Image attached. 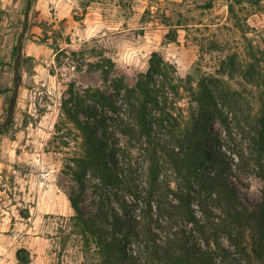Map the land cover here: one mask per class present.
Returning a JSON list of instances; mask_svg holds the SVG:
<instances>
[{"label":"rangeland","instance_id":"374dc122","mask_svg":"<svg viewBox=\"0 0 264 264\" xmlns=\"http://www.w3.org/2000/svg\"><path fill=\"white\" fill-rule=\"evenodd\" d=\"M211 1L208 7L209 0H31L18 100L10 124L0 131V264H17L21 247L30 251V264L87 263L79 236L70 234L74 210L69 198L80 192L82 206L94 213L104 192H109L93 189V181L80 190L68 169L77 144L67 129L62 132L67 146L56 134L61 105L71 86L82 93L88 87L113 93L116 79L133 85L147 71L155 51L176 65L178 76L215 75L243 95L238 119L223 108L231 131L219 118L210 129L229 156L230 181L242 200L253 205L261 199L263 180L246 108L253 113L261 108L262 93L256 76L246 77V72L257 74L264 68V1L258 7L235 4V15L229 11V0ZM27 2L0 0V124L14 94L15 46ZM171 32L174 41L167 38ZM102 55L116 64L107 77L98 65ZM174 101L184 115L198 107L186 92ZM118 138L125 150L120 160L131 163L134 176H148L143 151L121 133ZM166 171L177 187L178 178L165 166L161 176ZM107 203L119 206L116 195Z\"/></svg>","mask_w":264,"mask_h":264},{"label":"trees","instance_id":"16d2710c","mask_svg":"<svg viewBox=\"0 0 264 264\" xmlns=\"http://www.w3.org/2000/svg\"><path fill=\"white\" fill-rule=\"evenodd\" d=\"M263 1L229 0V11L235 15V4L258 7ZM172 33L169 41L175 40ZM98 65L107 77L116 64L102 55ZM247 76H256L262 93L261 108L254 113L246 108L263 180L262 197L253 205L230 181L231 161L210 129L219 118L231 131L223 108L234 119L243 112V95L218 76L182 78L176 65L155 51L133 85L116 79L113 93L100 87L82 93L71 86L56 123L61 143L67 146L64 138L73 133L77 144L66 165L80 190L93 181V189L109 192L94 213L82 206L80 192L70 195V234L79 236L85 264H264V68L257 74L248 69ZM181 91L198 104L189 115L175 105ZM118 133L143 151L148 176H134L131 163L120 160L125 150ZM164 166L178 178L177 187L167 171L161 176ZM113 195L118 207L107 203ZM16 258L17 264L32 261L24 247Z\"/></svg>","mask_w":264,"mask_h":264},{"label":"water","instance_id":"95a60500","mask_svg":"<svg viewBox=\"0 0 264 264\" xmlns=\"http://www.w3.org/2000/svg\"><path fill=\"white\" fill-rule=\"evenodd\" d=\"M30 7H31V0H28L26 10H25L24 27H23V30L20 34V38H19V42H18V46H17L18 52H17L16 61L14 64L15 79H16L14 94H13V97H12V100L10 103V107L8 110L6 120L4 123L0 124V130L7 127L10 124V122L13 118V114L15 112V108H16V104H17V100H18V95H19V90H20V82H21L20 63H21V59H22V55H23V38H24V35H25L27 28H28Z\"/></svg>","mask_w":264,"mask_h":264}]
</instances>
